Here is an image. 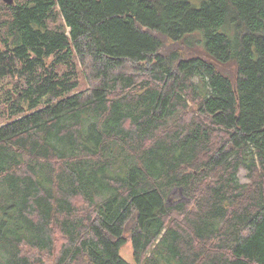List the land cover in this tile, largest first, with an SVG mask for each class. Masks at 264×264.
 I'll return each mask as SVG.
<instances>
[{
    "label": "trees",
    "instance_id": "trees-1",
    "mask_svg": "<svg viewBox=\"0 0 264 264\" xmlns=\"http://www.w3.org/2000/svg\"><path fill=\"white\" fill-rule=\"evenodd\" d=\"M3 7L0 264H264V0Z\"/></svg>",
    "mask_w": 264,
    "mask_h": 264
},
{
    "label": "rangeland",
    "instance_id": "rangeland-1",
    "mask_svg": "<svg viewBox=\"0 0 264 264\" xmlns=\"http://www.w3.org/2000/svg\"><path fill=\"white\" fill-rule=\"evenodd\" d=\"M13 1L15 3L19 0H13ZM4 5H8V4L4 0H0V17H2L5 13V10L2 11V8H4L3 7ZM163 51H164L165 56H173L174 54L178 58H190V57L197 56V55L203 56V57L206 56L203 50L202 44L200 42H195V41L189 44L185 43V44L176 45V46H170L167 44L166 48ZM219 68L224 74H226L232 80L236 78V68L234 64L220 66ZM128 73H132V72L128 70ZM133 77L135 78L136 82H141L146 79L152 80V82H154L152 77L150 78L148 74L141 73ZM79 78H80L81 90H85L88 87H90V81L85 76L84 68H81L79 70ZM3 85H5V83H0V87ZM2 96H3V93L0 88V113L3 112L2 103H1ZM189 105L190 107H192V109H194V104L190 100H189ZM1 115L2 114H0V124L5 122V120L1 118ZM172 202L181 203V202H186V200L184 196L182 195V193L180 194L176 193L174 194V197L169 203H172ZM56 235H57V240L55 242L54 249L51 253L38 252V251L30 250L27 248L24 249V253L30 257L32 264H60L59 259L61 256V248L67 242L62 236H60L59 233H56ZM121 254L127 261H129L130 263H134L133 248H132L131 241H128V243L122 248ZM77 264H87V262H85L83 259H80Z\"/></svg>",
    "mask_w": 264,
    "mask_h": 264
},
{
    "label": "water",
    "instance_id": "water-1",
    "mask_svg": "<svg viewBox=\"0 0 264 264\" xmlns=\"http://www.w3.org/2000/svg\"><path fill=\"white\" fill-rule=\"evenodd\" d=\"M8 5H13L14 1L13 0H4ZM175 192V191H174Z\"/></svg>",
    "mask_w": 264,
    "mask_h": 264
}]
</instances>
